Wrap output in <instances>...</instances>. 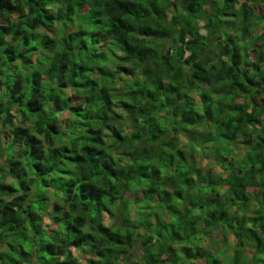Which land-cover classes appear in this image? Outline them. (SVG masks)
Instances as JSON below:
<instances>
[{"label":"trees","instance_id":"obj_1","mask_svg":"<svg viewBox=\"0 0 264 264\" xmlns=\"http://www.w3.org/2000/svg\"><path fill=\"white\" fill-rule=\"evenodd\" d=\"M0 264H264V0H0Z\"/></svg>","mask_w":264,"mask_h":264},{"label":"rangeland","instance_id":"obj_2","mask_svg":"<svg viewBox=\"0 0 264 264\" xmlns=\"http://www.w3.org/2000/svg\"><path fill=\"white\" fill-rule=\"evenodd\" d=\"M180 141H182V143H183V145H185L186 143V141H187V139L186 138H183L182 140L180 139ZM129 155V153L128 152H123L122 153V156H123V162H125V163H127L128 161H129V159H128V156ZM207 163V162H206ZM214 169H216V171H220V169H219V167L218 166H212ZM250 190H252V189H250ZM258 191V190H257ZM139 197L142 199L143 198V193H140L139 194ZM105 221H108V215H106L105 216ZM221 235H219V237H220ZM222 237V236H221ZM229 240H233V237L232 236H230V238H229ZM230 242V241H229ZM210 244H211V239H209V238H206V239H204L203 240V242H202V246L204 247V248H207V247H209L210 246ZM222 244H221V242L218 244V246H221ZM214 249H216V248H214ZM77 254H80L81 255V253H80V251L78 250V252H77ZM203 262V261H202Z\"/></svg>","mask_w":264,"mask_h":264}]
</instances>
